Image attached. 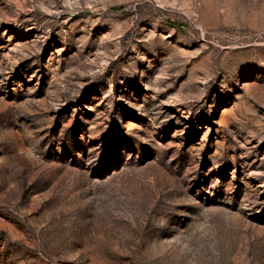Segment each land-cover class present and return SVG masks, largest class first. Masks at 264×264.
<instances>
[{"label":"rangeland","instance_id":"obj_1","mask_svg":"<svg viewBox=\"0 0 264 264\" xmlns=\"http://www.w3.org/2000/svg\"><path fill=\"white\" fill-rule=\"evenodd\" d=\"M0 264H264V0H0Z\"/></svg>","mask_w":264,"mask_h":264}]
</instances>
